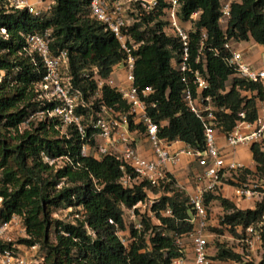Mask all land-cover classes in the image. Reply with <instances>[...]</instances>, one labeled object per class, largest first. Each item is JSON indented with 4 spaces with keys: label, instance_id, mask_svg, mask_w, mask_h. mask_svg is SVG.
Segmentation results:
<instances>
[{
    "label": "trees",
    "instance_id": "trees-1",
    "mask_svg": "<svg viewBox=\"0 0 264 264\" xmlns=\"http://www.w3.org/2000/svg\"><path fill=\"white\" fill-rule=\"evenodd\" d=\"M90 1L54 0L49 10L35 14L28 8L11 7L8 0H0V71L4 73L0 81L1 219L9 220L14 214L23 217L30 238H21L18 242L39 243L44 258L42 264H173V259L182 255L173 236L188 234L194 228L188 194L168 184L166 194L153 207L161 224L144 219L140 232L132 227L131 235L135 239L126 247L117 235L118 229L126 228L124 208L143 201L150 189H156L146 180L134 187L123 186L120 180L125 172L117 157L84 155L85 141L74 126H64L59 117L42 120L35 117L52 104L40 96L37 85L43 80L46 69L38 54L34 57L26 54V36L52 29L53 49H66L69 53L75 87L89 100L100 93L92 98L95 110L82 108L83 114H95L103 102L128 113L132 131L143 130L141 125L133 123L131 107L116 88L107 83L98 86L96 77L110 78L125 53L113 32L92 16ZM230 3L231 17L224 30L219 22L224 5L221 0H180L183 25L188 26L190 16L199 12L194 28L190 29L191 61L210 82L204 94L211 95L218 107L213 126L224 132L234 128L241 111L246 112V120H255L260 107L258 100H264L262 86L238 75L227 63L229 52L224 47L228 40L253 39L264 45V0ZM161 12L146 19L149 26L146 30L133 31L139 40H146L136 62V85L154 89L148 100H155L157 106L150 107L149 112L159 125L160 138L181 140L194 149L205 150L204 122L187 107L182 74L172 64L182 44L177 38L160 32L165 24L159 18ZM202 30L207 31L208 38L200 53ZM198 54L206 60V70L203 62L195 63ZM91 134L89 128L87 139ZM91 143L95 144L94 139ZM251 151L256 163L253 173L263 178L262 144L253 143ZM45 155L68 156L71 163L55 166L44 160ZM126 171L131 172V169ZM251 172L239 170L232 177L241 179ZM213 200H219L224 207L218 227L242 236L248 226H254L261 234L263 250L258 259H253L247 253H236L219 243L213 256L216 262L233 259L236 264H264V225L258 226L264 224V195L255 208L248 209L238 208L228 198L209 193L205 197L209 211ZM71 206H82L85 214L69 219L71 214L64 209ZM167 208L172 209V216L160 213ZM58 211L64 216L54 217Z\"/></svg>",
    "mask_w": 264,
    "mask_h": 264
},
{
    "label": "built area",
    "instance_id": "built-area-1",
    "mask_svg": "<svg viewBox=\"0 0 264 264\" xmlns=\"http://www.w3.org/2000/svg\"><path fill=\"white\" fill-rule=\"evenodd\" d=\"M163 3L164 5H162ZM8 4L11 7L28 8L31 13L40 14L49 10L54 4V0H35L33 2L30 0H8ZM90 9L92 16L113 32L125 53L124 59L114 67V73L110 78L105 80L96 77L98 86L102 87L107 83L116 88L131 107L133 123L141 125L143 130L141 132L132 131L129 114L107 106L103 102L98 110L96 109L95 114L91 113L89 116L83 114L82 108L95 110L92 107V98H97L100 93L97 92L89 100L80 88L75 87L70 70L69 53L66 49H57L56 51L53 49L52 29L45 33H31L26 36V54L32 55V57L34 54H38L46 69L43 80L37 85L40 96L52 104L51 107L37 112L35 117L38 120L45 117H59L64 126H74L85 141L82 145L84 155L91 154L98 158L105 155L117 157L121 161V169L125 172L120 180L123 186L134 187L140 181L146 180L152 188L156 189V191L150 189L143 201H139L131 208H124V218L128 214L133 223L132 227L138 232L143 227L144 219H150L157 225L161 224L153 207L160 197L166 194L165 189L168 184L184 190L188 194L193 208L191 222L194 224V228L188 234L173 236L182 252V255L173 259V264H216V260L213 258L215 252L211 251L210 246L213 232L208 230L210 212L206 206L205 197L209 193L217 194L219 187L225 182V179L227 180V175L245 170V165L237 161L227 162L223 150L219 148L216 128L213 126L218 107L211 95L204 94V91L209 88L210 82L204 72L194 67L191 61L190 29L194 28L195 22L199 18V12L193 13L188 20V26H185L180 19V0H91ZM159 12H161L159 18L165 23L160 32L177 38L182 44L180 53L176 52L173 56L172 64L173 68L182 74V81L185 84L183 99L187 107L204 122L207 139L205 150L194 149L181 140L167 141L160 138L159 125L149 112L150 107L157 106L155 100H148L154 93V89L151 86L140 88L136 85V62L140 48L146 40H139L133 31L146 30L149 27L146 25V19ZM230 17L231 3L226 2L222 7L219 19L224 30L228 27ZM201 32L200 53L208 38L206 30ZM242 42L226 41L224 47L229 52L226 61L238 75L248 81L260 84L264 91V64L262 66L253 65L247 58V50L242 47ZM199 62L204 63L205 69L206 60L201 58V54H198L195 59V63ZM3 74L0 71V81ZM259 102L260 107L255 120H246V112L241 111L240 119L234 128L225 132L229 146L237 147L242 143L264 144V100L259 99ZM28 125L29 120L25 123L26 127ZM89 128L92 129V134L87 139ZM91 139H94V145H92ZM139 139H144L151 144L155 158L145 157L141 154L138 148ZM183 154H188L198 163V168L192 173L195 187L191 193H188L184 185L176 180L169 167V165H178ZM44 160L55 166L71 163L68 156L52 158L45 155ZM127 168H130L131 172H127ZM233 179L235 180L234 194L238 199L255 197L261 199L263 197L264 192L257 189V184ZM2 203L3 198L0 197V210ZM64 210L67 214H71L69 219L80 218L85 214L82 206H71ZM160 213L163 216L173 215L171 208L161 210ZM110 222L113 223V220L110 219ZM132 227L126 223L125 229L117 230V235L126 247L135 239L131 235ZM19 235L22 238H30L23 217L14 214L11 219L4 221L0 214V264H42L44 258L41 255L40 244L19 243ZM146 239L149 240V234L146 235ZM187 239L191 241L190 247L185 245ZM240 241L245 249L238 252L247 251L249 256L255 257L254 251L257 252L261 247L259 245L262 243V238L254 226H248Z\"/></svg>",
    "mask_w": 264,
    "mask_h": 264
},
{
    "label": "crops",
    "instance_id": "crops-1",
    "mask_svg": "<svg viewBox=\"0 0 264 264\" xmlns=\"http://www.w3.org/2000/svg\"><path fill=\"white\" fill-rule=\"evenodd\" d=\"M30 1L33 2L35 0H30ZM255 45L262 47L261 44L256 43L253 39L242 42V47L246 48L247 50L248 60L252 62L253 65L255 66H262L264 62H261L260 56L255 51L256 50ZM259 105H260V102H259ZM216 137H217V144L219 148L223 150L226 156L227 162L237 161V162L244 164L245 169L256 171V163L253 159V154L251 151V144L242 143L238 145L237 147L229 146L226 140L225 132L221 130L220 128L216 129ZM262 146L264 150V144H262ZM138 148L141 154L144 155L145 157L155 158L153 148L151 144L148 143L146 140L139 139ZM169 167L171 171L173 172L176 180L180 184L184 185L188 193H191L195 187L192 173L194 172L195 169L198 168L197 161L193 157H190L188 154H183L181 161L178 165L176 166L169 165ZM233 173L227 175L226 177L227 180L233 179L230 177L232 176ZM216 195H221L225 198H228L229 200L233 201V203L238 208H241V209L255 208L256 203L260 200V198H256V197L238 199L234 194L233 186L225 182L219 187L218 193ZM209 209H210L209 211L210 212V226H219L218 215L224 214V207L222 206L219 200H213L210 202ZM211 250L216 252L217 249L211 248ZM254 253L257 255L255 251Z\"/></svg>",
    "mask_w": 264,
    "mask_h": 264
},
{
    "label": "rangeland",
    "instance_id": "rangeland-1",
    "mask_svg": "<svg viewBox=\"0 0 264 264\" xmlns=\"http://www.w3.org/2000/svg\"><path fill=\"white\" fill-rule=\"evenodd\" d=\"M221 1L223 3H225V2H233V1H238V0H221ZM245 43H247V42H245ZM251 44H252V42H251ZM255 48H256L255 51L260 56L261 62H264V45H262V47L255 45ZM256 175L252 171L251 173L244 175L241 179L237 178L236 180L241 181V182H252V183L258 185V188H257L258 190H264V188H262V187H264V177L262 178V177H260V176L258 177ZM233 180L232 179L231 180L225 179V183H228L229 185L233 186L234 185L232 183ZM233 182L235 183V180ZM63 216L64 215L62 213H60V211H58L54 214V217H56V218L57 217H63ZM221 216H222L221 214L218 215V222L220 221ZM125 219H126V223L132 227L133 223L131 222L132 220L128 214L126 215ZM262 225H264V224L263 223L258 224V226H262ZM208 230L210 232H213V236L211 237V243H210L211 248L218 249L217 245L220 243L224 247L234 250L236 253H238V251H241V250L243 251V249H245V247L243 246V243L240 241V238H241L240 234H237V235L233 234L232 235V232L224 231V230L220 229L218 226H209ZM257 231H259V230H257ZM21 238H22V236L19 235V239H21ZM190 242H191L190 239L189 240L187 239L185 242V245L190 247V245H191ZM259 246H262V245L260 244ZM211 251L214 252L213 250H211ZM262 252H263V250L260 247V248H258L256 253L258 256H261ZM246 253H248V252L244 251V254H246ZM257 255H255V257L253 256L251 258H253V259L258 258ZM241 261H242V259H241ZM217 263H219V264H236L233 259L221 260V262H216V264ZM237 264H239V263H237ZM240 264H243V263L241 262Z\"/></svg>",
    "mask_w": 264,
    "mask_h": 264
},
{
    "label": "clouds",
    "instance_id": "clouds-1",
    "mask_svg": "<svg viewBox=\"0 0 264 264\" xmlns=\"http://www.w3.org/2000/svg\"><path fill=\"white\" fill-rule=\"evenodd\" d=\"M261 200V199H260Z\"/></svg>",
    "mask_w": 264,
    "mask_h": 264
}]
</instances>
